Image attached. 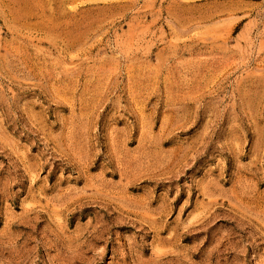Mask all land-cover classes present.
Instances as JSON below:
<instances>
[{
    "label": "rangeland",
    "instance_id": "1",
    "mask_svg": "<svg viewBox=\"0 0 264 264\" xmlns=\"http://www.w3.org/2000/svg\"><path fill=\"white\" fill-rule=\"evenodd\" d=\"M0 264H264V0H0Z\"/></svg>",
    "mask_w": 264,
    "mask_h": 264
}]
</instances>
